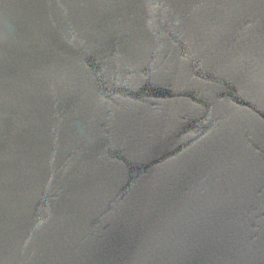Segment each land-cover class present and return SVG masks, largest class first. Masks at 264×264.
Returning a JSON list of instances; mask_svg holds the SVG:
<instances>
[{
	"label": "water",
	"instance_id": "1",
	"mask_svg": "<svg viewBox=\"0 0 264 264\" xmlns=\"http://www.w3.org/2000/svg\"><path fill=\"white\" fill-rule=\"evenodd\" d=\"M0 264H264V0H0Z\"/></svg>",
	"mask_w": 264,
	"mask_h": 264
}]
</instances>
